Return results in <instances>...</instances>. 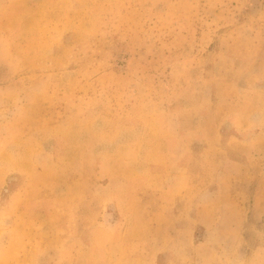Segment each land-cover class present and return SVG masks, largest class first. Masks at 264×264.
Listing matches in <instances>:
<instances>
[{"label": "rangeland", "instance_id": "1", "mask_svg": "<svg viewBox=\"0 0 264 264\" xmlns=\"http://www.w3.org/2000/svg\"><path fill=\"white\" fill-rule=\"evenodd\" d=\"M0 264H264V0H0Z\"/></svg>", "mask_w": 264, "mask_h": 264}]
</instances>
